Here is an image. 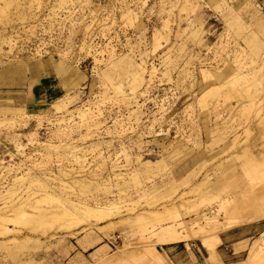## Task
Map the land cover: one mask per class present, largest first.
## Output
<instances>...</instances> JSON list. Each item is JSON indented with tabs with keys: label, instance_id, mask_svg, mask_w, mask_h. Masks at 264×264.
Wrapping results in <instances>:
<instances>
[{
	"label": "rangeland",
	"instance_id": "rangeland-1",
	"mask_svg": "<svg viewBox=\"0 0 264 264\" xmlns=\"http://www.w3.org/2000/svg\"><path fill=\"white\" fill-rule=\"evenodd\" d=\"M125 1L88 0L84 7L68 2L53 11L56 0H43L41 8L25 3L21 12L16 8L9 11L13 22L11 27L8 26L6 36L18 37V45L12 53H6L0 59V110L27 107L31 83L29 72L21 66V59L24 56L29 58L37 49L40 51L37 58L44 59L47 55L57 59L63 57L78 66L86 80L72 91V103H60L66 106L61 105L60 110L52 107L54 102L47 103L48 99H45L47 102L36 106V112L28 117L13 118L0 113V170L13 168L4 179L5 170L0 173V191L11 188L15 178L27 173L31 167L34 171L51 172L52 175L59 174L62 167L81 171L69 152L60 157L52 156L51 160L44 159L47 153L40 142L74 144L85 150H96L87 154V167L78 174L84 176L86 182L111 181L116 184L112 164L118 160L124 166L127 157L130 162L123 173L130 176L139 167L138 158L160 162L161 175L146 182L141 193L153 183L161 184L163 179L167 180L177 165L183 164L187 171H192L194 147L205 149L209 154L221 151L210 169L231 157L232 153L224 150L229 139H238L236 151L239 152L257 141L261 152L264 135L260 140L258 135L264 133V30L254 24L253 17L264 12V0ZM127 7L137 14L133 24L122 17ZM22 13L25 20L19 18ZM90 24L92 32L88 34L86 26ZM89 35L92 48L81 52L80 46ZM158 39L161 47L155 51L154 43ZM3 50L8 52L9 48L3 47ZM121 55H130L137 63L145 62L148 83L142 92L132 95L124 85V92L117 93L113 88L103 86L104 77L99 75L110 57ZM197 55L198 58L194 59ZM186 56L194 60L184 71ZM259 56L260 59L256 60ZM235 61L238 65L243 63V69H239ZM203 68L212 70V73L223 72L226 82L232 79L233 73L240 71L242 76L247 75V79L235 83L237 89H247L251 79L258 81L257 86H251L249 90L258 91L263 108L259 116H250L248 134L244 132L246 121L241 114L242 98L236 99L235 96L228 105L221 102L219 116L203 108L199 102L205 94L202 87L206 86L200 72ZM167 72L169 74L165 75ZM46 78L50 84L65 88L63 72L48 73ZM214 85L219 86L217 82ZM209 98L215 100L217 96ZM86 108L98 116L94 119L97 122H81L80 110ZM239 112L243 120L237 116ZM222 128L227 133L223 139L219 136ZM176 142L180 143V148L175 147ZM26 155L31 159L27 160ZM260 163L258 170L263 180L254 179V170L252 174L240 177L242 181L238 178L231 182L216 197L204 200L195 197L193 192L177 200L180 192H189V187L180 185L173 197L164 190L149 203L155 202L154 206L158 208H162L165 202L176 203L177 211L186 220L194 219L195 214L202 211L213 215L207 211L240 191L242 182L251 185L252 179L256 189L264 191V161ZM186 172L181 176L186 178ZM181 176H178V185L183 181ZM201 179L199 175L193 180L199 183ZM51 186L62 191L61 183L52 181ZM75 189L74 193L71 190L66 192L74 200L96 198L102 204L115 203L122 214L113 215L99 227L85 221L67 228L63 220L37 229L15 225L20 231L18 234L0 235V243L7 244V247L0 246V264H100L115 257L122 248L135 252L148 247V243L140 241L125 224L127 219L148 209L146 199L133 204L137 208L132 212L126 211L132 207V202L121 199L115 185L110 192H97L91 188L83 196ZM137 195L132 194L135 201ZM9 226L15 227L14 224ZM263 231L264 221L245 231L230 229L220 233V262L217 259L215 263L198 240L189 241V245L164 246L160 251L171 264H264V253L249 260V247ZM90 233L92 236H88ZM14 242L24 244L15 248Z\"/></svg>",
	"mask_w": 264,
	"mask_h": 264
},
{
	"label": "bare ground",
	"instance_id": "bare-ground-1",
	"mask_svg": "<svg viewBox=\"0 0 264 264\" xmlns=\"http://www.w3.org/2000/svg\"><path fill=\"white\" fill-rule=\"evenodd\" d=\"M24 1V3H22ZM247 1V0H246ZM71 2L77 4L80 7H84L88 0H56V4L52 6V10L55 11L58 7ZM25 3L37 5L39 8L43 5V0H0V25L3 29H0V59L6 55V53H12L18 45L16 36H6L7 28L13 22L10 19L9 11L16 8L20 9V12L24 9L22 4ZM123 3H126L123 0ZM55 14V12H53ZM122 17L126 18V21L134 23L136 21L137 14L133 12L129 7L124 9ZM25 20L23 13L19 17ZM31 19V18H30ZM254 24L258 25L264 30V12H259L254 17ZM11 27V26H10ZM88 34L92 32V24L86 26ZM104 30V29H103ZM110 29L107 31L109 32ZM90 32V33H89ZM34 35V32H33ZM92 39L89 35L80 46V51L90 50L92 48ZM3 47L9 48L8 52L3 50ZM161 47L160 40L158 39L154 43V50H158ZM30 53L29 58L23 57L21 59V66L25 67L29 72V80L31 83L30 97L27 102V107L18 108H6L1 109L0 113L3 116L28 117V114L36 112L35 107L44 104L45 102H54L52 107L56 110H60V104L64 101L72 103L73 90L81 85L86 80L85 74L79 69L78 66H73L65 58L61 57L57 59L52 55L44 56V59L37 58L40 51ZM98 53V52H97ZM102 53V52H101ZM256 55V54H255ZM237 58L239 56H236ZM198 58V55L194 59ZM257 58V59H256ZM255 59H260L256 57ZM191 56H186L184 63V71L188 69L194 60ZM237 61H235V64ZM241 62V61H239ZM264 65V63H263ZM239 69H243V63L237 64ZM56 71L64 73L65 88L63 89L50 84L47 80L48 73L52 74ZM212 70L203 68L200 70L203 81H205V87H202L203 97L199 102L203 108L207 111H213L215 116H219L218 111L219 104L228 105L231 104V100L236 96V99L243 100L241 114L246 121L245 133L250 132L251 115L259 116L262 111V99L259 98L258 91H250L251 86H257V80H249L247 89H237L235 83L241 79H247V75H241L233 73L232 79L226 82L227 78L224 77L223 72L212 73ZM147 68L145 62L137 63L130 55H121L119 57H110L109 63L102 71L103 86L105 88H113L117 93L124 92L123 86H127L128 91L135 95L142 92L144 86L148 83ZM169 74L167 72L165 75ZM98 76V79H99ZM219 84L218 88L214 87L215 83ZM204 84V83H203ZM78 89V88H77ZM206 89H209L206 92ZM215 95L217 99L210 100L209 96ZM262 98V97H261ZM45 99H48L47 101ZM208 116V114H207ZM241 120L243 117L237 115ZM98 116L91 112L90 108L80 110L81 122L90 123L96 121ZM90 120V121H89ZM64 120H62L63 122ZM97 122V121H96ZM242 121L239 122V125ZM220 129V138L226 135V131ZM264 135L259 134L258 139ZM227 139V138H226ZM258 140V141H259ZM264 141V139L262 138ZM39 143V142H38ZM176 148H180V143L176 142ZM238 139H229L225 149L227 152H231V157L224 162H220L215 168L210 169L214 162L215 157L221 154V151L216 153H208L205 149H198L194 147V154L191 157L194 169L187 171L186 166L183 164L177 165L175 169L169 174L167 180L163 179L162 183H153L148 190L142 191L143 185L146 182L154 181L161 175L160 162H153L150 160L138 158L139 167L136 168L130 174L123 173L128 166L130 159L126 158V165L121 166L117 160L112 164V172L115 176L116 184L106 181L86 182L83 179L84 176H78L81 171H85L87 165V154L96 150H89L78 147L74 144L58 145V144H45L40 142L39 145L46 150L47 155L44 159L51 160L52 156H64L66 152L71 154L73 162L81 170H67L61 168L59 174L52 175L51 172L34 171V167L28 169L27 173L15 178L11 188L0 191V201L3 202L4 207L0 208V235L9 236L11 234H18L17 227L15 225H25L32 228L47 227L53 221L63 220L66 223V227L70 228L74 225H78L81 222H90L92 226H101L109 221V218L113 215L122 214L120 208L115 203L107 202L106 204L100 203L96 198L91 200H74L68 190L72 192L77 188L81 196L86 192H90L91 188L97 192H110L112 185H115L117 192L121 199L126 202H132V207H128L126 211L134 212L137 207H133L139 203L142 199H146L149 205L147 210L135 215L134 218L127 219L125 224L128 225L132 232L139 236L140 241L148 243V247L140 251L128 252L125 248H122L119 253H116L115 257L109 260H103L100 264H171L160 249L164 246L176 245L184 243L189 245V241L198 240L201 242L202 247L209 253L210 260L215 263L219 261L218 247L221 244L220 233L230 229H241L243 231L248 230L250 226L259 224L264 221V191L256 189L254 180L250 179L251 185H247L242 182L240 191L234 195L222 200L218 205L213 206L209 211L210 214L197 212L194 219L186 220L183 215L177 211L176 203H164L162 208L155 207L154 203H149V200L162 195L165 190V194L169 193V197H173L178 193L180 185H186L189 187V192L177 195V200H182L183 197L189 193H193L195 197L200 199H208L216 197L220 192L224 191L231 182L237 181L238 178L244 174H247L256 170V176L254 179L263 180L260 176L258 166L261 165V161H264V143L262 142V150L257 144H251L247 146L242 152L236 151L238 149ZM173 145V143L171 144ZM193 149V148H192ZM257 149V150H256ZM210 152V151H209ZM102 154H100L101 156ZM25 158L31 159L27 155ZM71 162V161H70ZM105 161L102 162L104 166ZM61 166V165H60ZM20 167V165H19ZM264 167V166H263ZM4 171L2 179L9 175L12 171V167H3L0 173ZM187 171V172H186ZM5 172L7 174H5ZM188 173L184 178L181 175ZM201 175V180L196 183L194 180ZM178 176L183 178L181 184L178 185ZM181 178V179H182ZM194 179V180H193ZM70 180V182H66ZM61 183L62 191H58L51 186V182ZM194 183V185H193ZM192 184V186H190ZM64 190V191H63ZM74 193V192H73ZM138 194V200H134L132 194ZM92 195V194H91ZM221 196V195H220ZM47 205H51L48 207ZM163 209V210H161ZM205 212V211H204ZM94 219V220H92ZM222 219V220H221ZM9 224H14V228H11ZM103 229V228H101ZM92 234H88V236ZM26 241V240H25ZM24 242H14L15 248H21ZM6 243H0V246ZM14 249V248H13ZM264 253V231L261 236L257 238L249 247V260L255 259L257 254ZM256 255V256H255ZM220 262V261H219ZM221 264V263H220ZM247 264V263H246Z\"/></svg>",
	"mask_w": 264,
	"mask_h": 264
}]
</instances>
